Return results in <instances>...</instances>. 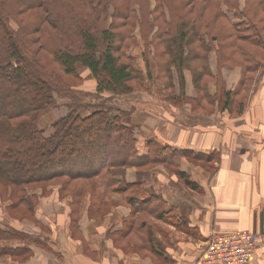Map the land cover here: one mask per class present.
Segmentation results:
<instances>
[{"label":"trees","instance_id":"obj_1","mask_svg":"<svg viewBox=\"0 0 264 264\" xmlns=\"http://www.w3.org/2000/svg\"><path fill=\"white\" fill-rule=\"evenodd\" d=\"M253 1L257 9L252 12L264 18V0ZM223 9L232 11L233 17ZM247 10L250 6L240 10L237 0H154L153 7L150 0H0V197L10 202L8 215L41 227L34 218L37 201L31 192L40 188L45 192L46 187L56 185L60 194L70 198L72 233L77 231L85 195L90 198L87 215L97 216L98 222L115 205L104 203L105 197L126 199L130 214L113 234L128 235L134 252H141V245L153 240L154 218L176 224L160 198L142 184L124 183L121 176L129 168L163 165L195 189L170 163L178 155L208 159L187 151H156L154 145L147 155H138L132 128L121 118L130 113H114L105 102L142 88L143 76L134 69V59L126 55L136 43L132 34L137 23L145 49L149 41L154 44L158 72L167 89L172 85V69L182 84L186 65L196 92L209 101L217 100L219 111L232 114L237 109L236 115H241L246 102L241 88L251 83V76L261 67L259 55L249 47L264 48ZM212 51L217 73L221 68H239L240 78L232 91L225 89L220 74L217 78L211 74L208 55ZM191 59L196 66L189 65ZM80 68L94 78L96 104L84 101L73 90L82 80ZM211 79L217 91L209 98L205 90ZM182 96L183 92L179 97L169 94L167 100L182 104ZM55 97L67 101V113L46 136L35 119L54 106ZM186 227L190 233L194 230ZM9 241L23 243L26 237L0 229V257L10 252L1 245ZM21 254L20 249L11 256L22 260Z\"/></svg>","mask_w":264,"mask_h":264},{"label":"crops","instance_id":"obj_2","mask_svg":"<svg viewBox=\"0 0 264 264\" xmlns=\"http://www.w3.org/2000/svg\"><path fill=\"white\" fill-rule=\"evenodd\" d=\"M238 7L241 10V5ZM228 12L232 18L233 12ZM213 57V53L208 55V63L215 77ZM220 78L225 89L232 91L240 70L222 68ZM183 79V97L191 101L183 102L182 108L165 100L145 98L138 102L140 105L128 103L125 110L131 111L135 148L142 156L147 155L151 145L156 151L218 153L217 160L212 162L213 169L203 159L197 164L184 155L172 159L170 167L183 174L195 189L161 165L143 170L129 168L121 176L124 183L142 184L160 198L165 203L163 209L174 217L176 224L154 218L153 240L141 245V252L136 253L128 235L113 234L122 229L123 220L130 214L126 199L116 196L120 199L118 204L110 207L101 222L95 220L97 216L87 215L88 202L79 215L76 233H72L70 198L60 197V191L54 188L51 197L39 199L34 208V218L41 227L27 219L17 221L0 215L1 230H14L26 237L23 243H1L10 252L0 257V264H194L214 234L232 231H248L257 236L261 242L250 264H264V220L262 232L259 226L261 212L264 219V84H259L255 102L251 103L252 96L244 113L229 118V122L216 103L210 114L203 110L204 106H191L190 102L196 103V91L187 70L183 71ZM216 89L215 82H209L205 91L212 96ZM254 105L258 107L254 109ZM251 112L258 126L248 120ZM45 199L50 201L47 207L43 206ZM186 225L194 228L192 233ZM20 249L22 260L11 256Z\"/></svg>","mask_w":264,"mask_h":264},{"label":"rangeland","instance_id":"obj_3","mask_svg":"<svg viewBox=\"0 0 264 264\" xmlns=\"http://www.w3.org/2000/svg\"><path fill=\"white\" fill-rule=\"evenodd\" d=\"M138 2H139V0H138ZM150 4L153 7L154 6V0H150ZM237 4L241 5L242 10L246 9L247 5L250 6L251 10L250 11L247 10L245 12V14H246V16L252 18L253 24L255 23V25L257 27L256 28L254 26L256 32H258V34L260 35V38H262V40H264V18H262L261 14L257 15V13L254 14L252 12L254 8L257 9V4L253 0H237ZM137 10H138V7H137ZM255 11L258 12L257 10H255ZM224 12L227 15L229 14V12L226 11L225 9H224ZM209 15H212V14H209ZM138 18H139V11H138ZM242 20L245 23L247 22V18L245 16L242 18ZM153 33H152V35H153ZM132 36H133V38H135L136 43L134 45H131L128 48L126 55L130 56L134 59V62H133L134 69L136 71H138L139 73H141V75L143 76V84L141 86L142 88L141 89L137 88L136 91H133L132 93H130L126 96H114L110 100V102L109 101L105 102V106L112 108L113 109L112 111L114 113H117V114H121L120 113L121 111H123L124 113H130L131 111L129 112V111L125 110V109H128V103H134L135 102L136 105L137 104L140 105V103H138V102L145 98V99H151V100L154 99V101H158V100L164 101L165 100L166 102H168V104L173 105L176 108H182L185 103L184 104L183 103L182 104L181 103L180 104H178V103L174 104L172 101H168L167 97H169V94H171V96L179 97L180 93L184 92V89H183L184 88L183 71L187 70L190 73L191 78H192V74H191L189 68L186 65H184V67H183L182 84H180V81L178 80V75H177L176 71L174 69H172V72H171V74H172L171 84L172 85L169 89H167L165 84H164L165 80L163 78L162 72L161 71L158 72V64H157L158 62L154 58V52H155L154 44L152 45L151 42L149 41L148 47L145 49V41L143 40V38L141 36L140 27L138 26L137 23L135 24L134 33L132 34ZM213 45H214V47H216V45H217L216 41H213ZM249 49L250 50L252 49L253 52H256L259 55L258 60L260 61L261 67H259L258 71L255 72L254 75L251 76L252 77L251 83L246 84L245 86H243L241 88L242 97L246 95V102H245V107H244L245 109H246V105L248 104L247 102H249L251 100L252 96L253 97H252L251 103L253 101L255 102L256 91L261 87V86L258 87L259 84L260 83L264 84V79L261 82V79L264 78L263 77V75H264V48L263 49H257L254 47H251V48L249 47ZM185 53H186V50H185ZM211 53H213V55H214L213 60L215 59V65H216L215 51L210 52V54ZM144 54H146L145 57H144ZM189 65L190 66L191 65L196 66V60L191 59V61H189ZM236 68H238V67H236ZM216 69H217V66H216ZM220 70H219V73H217V70H216L215 77L213 76L214 78H217L216 77L217 74L219 76ZM78 74L81 75L82 80L80 79L81 80L80 82L75 83L73 85V90H74L75 94L78 95L80 98H82L84 101H90L91 103L96 104L98 101L94 98L95 81H94L93 76L85 68H80L78 70ZM209 82H215V81L213 79H211ZM216 87H217V85H216ZM260 90H262V89H260ZM216 91L213 93V95L216 94ZM195 93H196V99H194V100H196L195 101L196 103L193 104L192 102H190L189 104L191 106H195L196 108L199 105L204 106L203 110H205L208 114H210L212 112V110L214 111L213 108L215 106V103L217 104V107H218V101L217 100H215L214 102L209 101L207 99L206 95L201 94L200 91L195 92ZM203 93H204V91H203ZM259 94H261V92H259ZM163 96H164V99H163ZM199 96H200V98H199ZM212 96L208 95L209 98H211ZM182 98L184 99L183 102H185V101L189 102L187 100H190L188 98L185 99L183 96H182ZM197 99H199L198 102H197ZM200 100H201V103L199 104ZM54 102H55V104L53 107L46 108L35 119V125L37 126V128L39 130L43 131L46 136L51 133L52 125L55 123V121L64 117L67 113V109L65 107L66 102H67L66 100L55 97ZM154 106H157V104ZM256 106L257 105H254V109ZM245 109H244V111H245ZM117 110L120 112H118ZM237 111H238L237 109H233L232 114H231V111H223V112H225V114H224V117H226L225 121L230 122L231 120H229V118L230 119L237 118V117H240L244 113V111H243V113L241 115H236ZM253 113H255V110ZM253 115L254 114H252V112H251L247 116V118H248V120H253L252 123H255L258 126L259 122H257V120L253 117ZM168 116H171V114ZM121 118L124 119L123 122L126 125H129L132 128L133 136H134L135 129H134V126H132V124H131L130 114H129V116H127V118L121 114ZM221 120H222V118H221ZM134 140H135V137H134ZM135 145H136V141H135ZM149 152H151V149L147 152V154ZM218 156L216 157V153L212 152L208 155H203V158L206 157L208 159V161L210 162L209 168L213 169L212 168V162L217 160ZM198 160H200V159H196V160L190 159V161H192L195 164L198 163ZM201 164H202V162H201ZM204 165H205V163H204ZM161 166H163V165H161ZM165 173H166V171H165ZM172 173L174 174V172H172ZM178 179L181 180L180 178H178ZM54 188H57L56 191H60V186L53 185V186L46 187L45 192H43L42 189L40 188V189L32 190L31 194L34 195V192L37 193V195H34L36 198V201H38L41 198H50L51 197L50 195L52 194V189H54ZM59 195H60V197H61V195L63 197H67V195L65 193H62V194L59 193ZM45 200H46V203L43 206L47 207L50 205V203H49L50 201L47 199H45ZM119 200L120 199L114 195V196H110V197H105L103 199V202L104 203L105 202H114V204L117 205ZM88 202H89V205H88V207H89L90 206V198H89V195H85V197L83 198V200L81 202V211L84 210V205H87ZM9 203L10 202L8 200L4 201L0 197V215L2 214L4 219H7L9 211H10V210L8 211ZM88 207H87V209H88ZM110 207H112V205ZM110 207H108V209ZM87 209H86V211H87ZM4 224H6V223H4ZM260 242L261 241L258 240V238L256 236L257 250H258V247L260 245Z\"/></svg>","mask_w":264,"mask_h":264},{"label":"built area","instance_id":"obj_4","mask_svg":"<svg viewBox=\"0 0 264 264\" xmlns=\"http://www.w3.org/2000/svg\"><path fill=\"white\" fill-rule=\"evenodd\" d=\"M256 251V236L248 231L217 233L194 264H250Z\"/></svg>","mask_w":264,"mask_h":264},{"label":"water","instance_id":"obj_5","mask_svg":"<svg viewBox=\"0 0 264 264\" xmlns=\"http://www.w3.org/2000/svg\"><path fill=\"white\" fill-rule=\"evenodd\" d=\"M263 213L261 212L259 215V226H260V231L262 232V226H263Z\"/></svg>","mask_w":264,"mask_h":264}]
</instances>
